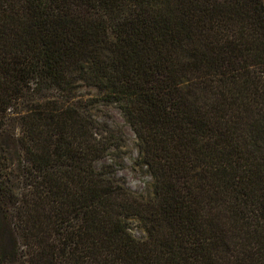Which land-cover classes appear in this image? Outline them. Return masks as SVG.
Wrapping results in <instances>:
<instances>
[{
	"label": "trees",
	"instance_id": "16d2710c",
	"mask_svg": "<svg viewBox=\"0 0 264 264\" xmlns=\"http://www.w3.org/2000/svg\"><path fill=\"white\" fill-rule=\"evenodd\" d=\"M0 264H264V0H0Z\"/></svg>",
	"mask_w": 264,
	"mask_h": 264
},
{
	"label": "rangeland",
	"instance_id": "374dc122",
	"mask_svg": "<svg viewBox=\"0 0 264 264\" xmlns=\"http://www.w3.org/2000/svg\"><path fill=\"white\" fill-rule=\"evenodd\" d=\"M82 93H86L84 89ZM95 118L122 139V145L112 147L102 157L95 160L97 169L112 170L131 190L147 194L152 190L153 178L144 164H138L139 146L135 132L117 103L99 101L91 107ZM130 229L136 237H143L145 232L132 221Z\"/></svg>",
	"mask_w": 264,
	"mask_h": 264
}]
</instances>
